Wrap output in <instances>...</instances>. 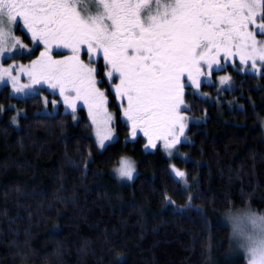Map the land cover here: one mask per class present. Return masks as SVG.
Returning a JSON list of instances; mask_svg holds the SVG:
<instances>
[{
	"label": "trees",
	"instance_id": "obj_1",
	"mask_svg": "<svg viewBox=\"0 0 264 264\" xmlns=\"http://www.w3.org/2000/svg\"><path fill=\"white\" fill-rule=\"evenodd\" d=\"M228 70L235 86L217 102L188 92L187 112L200 121L172 160L145 150L141 135L128 139L120 119L119 138L99 150L83 108L75 119L42 114L41 95L1 89L0 264H245L223 262L230 228L218 216L246 199L264 211V74ZM122 156L136 162L131 182L111 174Z\"/></svg>",
	"mask_w": 264,
	"mask_h": 264
},
{
	"label": "snow or ice",
	"instance_id": "obj_2",
	"mask_svg": "<svg viewBox=\"0 0 264 264\" xmlns=\"http://www.w3.org/2000/svg\"><path fill=\"white\" fill-rule=\"evenodd\" d=\"M18 17L36 42L33 48L13 34ZM257 35L264 36V0H0V58H10L6 54L13 49L29 56L39 51L27 68L19 66L30 84H20L11 65L0 67V84L11 81L16 92L47 84L59 91L74 119L82 102L100 148L112 139L114 117L100 87L107 84L131 136L142 131L148 137L146 148L162 141L171 156L189 119L182 114V108L189 110L185 88L199 89L200 78L211 76L221 57L226 63L238 57L240 65L250 63L253 71L258 63L264 65V40ZM97 61L106 69L100 80L93 66ZM220 79L226 83L230 78ZM134 170L122 159L114 171L131 179ZM173 171L184 181L185 172ZM248 220L259 238L245 237V264H264V217L249 215Z\"/></svg>",
	"mask_w": 264,
	"mask_h": 264
},
{
	"label": "rangeland",
	"instance_id": "obj_3",
	"mask_svg": "<svg viewBox=\"0 0 264 264\" xmlns=\"http://www.w3.org/2000/svg\"><path fill=\"white\" fill-rule=\"evenodd\" d=\"M82 3L88 4L89 0H82ZM29 34H30V38H32L31 37V33H29ZM14 35L20 40V42L23 45L27 46V44L21 39V37L19 35H16V34H14ZM257 39L258 40H264V36L257 35ZM28 48H31V47H28ZM53 50H57V49L53 48ZM16 52H17V49H13L12 52H9V53L6 54L10 58H7V59L0 58V67L8 68L10 65L11 66H15L13 68L12 75L19 77V83L20 84H30L31 81L28 79L27 75L24 74V73H21L19 71V66L22 65L25 68H27L31 64V62L33 60L38 58L39 53H37L36 55L34 54V55L29 56V55H18V54H16ZM65 54H68V51H65ZM53 57L56 58V59L60 58V57L56 56V53L53 54ZM81 59H83L85 63H89V59L86 61V59L83 58L82 56H81ZM93 66H95L97 68V71H98V65L96 63H94ZM229 67L232 68L234 71H237V72H239L241 74H251V75H256V76H260V75L264 74V65H260L259 63L257 64V70L253 71L251 69V64L250 63L248 65H246V66L245 65H240L238 57L236 58V62L235 63H232L231 61H228L226 63L224 61L223 57H221L220 66L217 67V66L214 65V69L215 70L213 71L212 75L200 78L201 84H200L199 89H195V88H191L190 89L188 87L185 88L184 101H185V105L187 106V109H188V104H187V101H186V97H187L188 92L195 93V95H193V96L206 98V99H209L212 102H217L219 100L218 96L220 94H222L224 90L232 89L235 86V81H234V79L232 77V74L228 70ZM225 69H226V71H221V72L219 71V70H225ZM104 71H106V69H104ZM221 77H229L230 79L226 83H221V79H220ZM5 80L7 81V77H5ZM97 80H99L98 77H97ZM111 83H113V84L114 83H118V80H113V81H111ZM203 84L213 86L215 88V90L217 91V93L216 94H212V93H210L208 91L203 90V88H202ZM6 86L9 87L11 94L14 97H16V98H25V97H28V96H31V95H35L37 93L34 92V89H40L38 94L42 96L43 108L41 110L37 111L38 113H42V114H56V113H59V112L71 113V109H67L66 105L63 103V98L59 95V91L58 90L53 91V89L49 88V86L47 84H44V85H39V84L33 85L32 88H26L22 92L14 91L13 87H12V84H11V81H7V85ZM6 86L4 84H0V90L3 89ZM100 87H101V85H100ZM101 90L106 93V90L104 88L101 87ZM106 95H107V93H106ZM108 101H109V98H108ZM118 103L116 104L114 110L110 109L111 107L109 106V103L107 105L108 111L110 113H112L114 119H113V121H112V123L110 125L111 131H112V139L105 141V147L108 146L109 144L115 142L119 138L118 132L116 130V123H117V120L121 118V110H120L119 107H117ZM80 108H83L86 111L87 116H88L87 108L83 106L82 102L79 104L76 113L78 112V110ZM182 114L187 116L189 119L185 122L187 127L185 128L184 135L181 137V143L183 141H186L185 137L187 138V130H188V127H189L190 123L200 121V119H197V118L191 116L187 112V110H185V108H182ZM89 120H90V118H89ZM14 125L17 127V121L16 120L14 121ZM262 127L264 128V124L263 123H262ZM92 135H93V137L95 139V128L94 127H92ZM138 135H141V136H143L145 138V140H146L145 141V145H147L148 144V137L144 136L143 132L139 131V130L137 131V135L136 136H138ZM135 137L131 136V131H130V135H129L128 139H133ZM181 143L177 144L175 149L172 150V155L171 156L168 154V152L166 150H164L162 141H156V147L155 148H152V147H147V148L144 147V148L147 151L160 149L162 152H164V154L170 160H172L178 154V148L177 147ZM98 148H99V150H103L104 149V148H100L99 145H98ZM122 159H127L134 165V169L135 170L133 172V175H132L131 179H127V178L121 179V178L118 177V174L114 171L115 169L119 168L120 162H121ZM174 168L178 169V168H176V166L172 165V170ZM137 173H138V170H137V167H136V162L129 156H122L119 159V163L111 170V174L113 176H115L121 182H125V183L133 181L134 178L136 177ZM173 173L175 175L174 171H173ZM178 179L180 180V178H178ZM180 183L183 184L182 187L187 192H189V194L191 195L190 197H192V193L190 192V190L188 188L190 183H189L187 177L184 178V181L180 180ZM186 187L188 189H186ZM191 203H192V199L190 198L189 204H191ZM224 214H225V212L221 213L218 216V220L221 223L227 225L230 228L229 223H227L226 220H225V215ZM230 233H231V228H230ZM240 257L245 260V255L242 252H239V251L236 250L235 244L231 240L230 248L225 253V256L223 257L224 258L223 262L226 263V262H229V261H233L236 258H240ZM213 264H220V261L219 260H214Z\"/></svg>",
	"mask_w": 264,
	"mask_h": 264
},
{
	"label": "clouds",
	"instance_id": "obj_4",
	"mask_svg": "<svg viewBox=\"0 0 264 264\" xmlns=\"http://www.w3.org/2000/svg\"><path fill=\"white\" fill-rule=\"evenodd\" d=\"M224 215L226 222L229 223L231 228L230 238L235 244L236 250L247 256L248 248L245 237L248 235H253L256 237V234L259 231L258 229H253V225L249 222L248 216L255 215L264 217V211L255 209L251 203V200L246 199L242 206L229 209ZM233 228H235V233L233 232ZM260 236H264V233H260ZM241 244H243V247H241ZM248 258H250V256Z\"/></svg>",
	"mask_w": 264,
	"mask_h": 264
},
{
	"label": "flooded vegetation",
	"instance_id": "obj_5",
	"mask_svg": "<svg viewBox=\"0 0 264 264\" xmlns=\"http://www.w3.org/2000/svg\"><path fill=\"white\" fill-rule=\"evenodd\" d=\"M14 28H13V33L14 34H16V35H19L20 37H21V39L27 44V47H31V48H33L34 47V44L36 43V42H34L33 40H32V38H30V34H29V32L27 31V29L25 28H23V21H22V19L21 18H17V22H16V24L13 26ZM40 51H43V45L41 44L40 45ZM56 51L57 50H53V52H52V54H54V53H56ZM64 51H68L67 49H65ZM36 53H39V51H37ZM81 56L83 57V58H85L86 59V61L88 60V57L87 56H85V55H83V53L81 54ZM87 57V58H86ZM97 65H101L102 64V62H100V61H97V62H95Z\"/></svg>",
	"mask_w": 264,
	"mask_h": 264
}]
</instances>
